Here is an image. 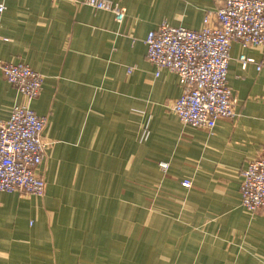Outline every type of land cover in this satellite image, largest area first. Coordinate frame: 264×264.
<instances>
[{"label":"crops","instance_id":"1","mask_svg":"<svg viewBox=\"0 0 264 264\" xmlns=\"http://www.w3.org/2000/svg\"><path fill=\"white\" fill-rule=\"evenodd\" d=\"M0 1V61L43 77L28 100L0 73V119L29 107L49 142L44 194L0 193V264H264V210L240 193L264 158V44L231 42L237 115L211 131L179 120L178 76L145 54L162 21L199 29L224 0H110L121 22L84 0Z\"/></svg>","mask_w":264,"mask_h":264},{"label":"built area","instance_id":"2","mask_svg":"<svg viewBox=\"0 0 264 264\" xmlns=\"http://www.w3.org/2000/svg\"><path fill=\"white\" fill-rule=\"evenodd\" d=\"M83 2L94 9L110 11L117 22L124 18V8L110 0ZM4 8V2L0 1V13ZM0 40L7 39L0 37ZM232 41L244 47L264 44V0H224L204 15L199 29L162 21L148 32L147 60L157 69L167 68L178 76L182 92L170 109L182 123L211 131L217 119L237 115L236 100L227 84ZM239 60L243 68L253 62L244 54ZM0 73L28 100L40 92L42 75L23 62L0 61ZM46 124L45 117L19 104L11 108L7 119H0V193L44 194L45 181L37 168L49 143L43 138ZM159 167L166 171L168 164L160 161ZM182 185L190 186V181L184 180ZM240 193L245 209L264 210V158L248 163L242 173Z\"/></svg>","mask_w":264,"mask_h":264}]
</instances>
